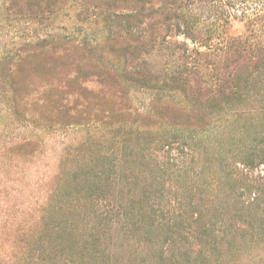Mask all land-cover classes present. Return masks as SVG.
Wrapping results in <instances>:
<instances>
[{"label": "rangeland", "instance_id": "1", "mask_svg": "<svg viewBox=\"0 0 264 264\" xmlns=\"http://www.w3.org/2000/svg\"><path fill=\"white\" fill-rule=\"evenodd\" d=\"M145 1L158 13L0 0V264H264V77L214 94L229 39L264 47V0H182L168 19ZM82 65L120 77L84 98Z\"/></svg>", "mask_w": 264, "mask_h": 264}, {"label": "trees", "instance_id": "2", "mask_svg": "<svg viewBox=\"0 0 264 264\" xmlns=\"http://www.w3.org/2000/svg\"><path fill=\"white\" fill-rule=\"evenodd\" d=\"M53 3H56L60 0H52ZM161 2V8L164 7L167 8L166 11V19L169 18L171 15H175L177 17L184 18L185 13L183 10H179V4H181L182 0H159ZM195 1V0H193ZM52 3V4H53ZM140 3V9L143 12H146L147 10H151L149 15L152 17V15L158 13L153 8V4L149 1L145 0H139ZM182 5V4H181ZM47 6H50V3L47 4ZM186 18V16H185ZM188 21L186 24H184V29L181 31L183 34H185L188 38H190L193 42H202L199 41L203 39V35L199 30L197 29L196 25L191 21L190 18L187 19ZM67 37V43L70 44L71 41L68 40ZM76 42V41H75ZM79 44H73L67 46V52L75 51L77 53L78 51H81L80 53H84V49L82 46L89 45L88 40H85L83 42H77ZM133 47L129 46L127 49H131ZM200 56H208L205 52H200ZM36 55L33 54H26L24 53L22 56L19 57V66L22 65V68H19V71L30 70L31 66L35 63L32 59ZM218 69L223 71V74H221V77H217V81L214 85L215 89V95H223V90H229V97H232L233 95H237L238 92L242 96L244 92L248 91V81L252 80L255 76L256 77H264V47H254L247 44L243 39L240 37H234L232 39H229L228 43L220 50V54L218 57ZM17 64V65H18ZM195 74L198 76L201 73V70L198 65H196L195 68ZM23 72V73H24ZM77 72L80 73V78H83V82L78 83V95L83 96L84 98H91L94 96L95 92L94 89L91 88L89 85L95 84L94 78H103L102 80L108 81L109 78L116 82L118 78L120 77L116 70L110 69L108 67H102V66H91V68L85 67L84 65L79 66L77 68ZM127 79L129 80H136L139 79H146L147 77H142V73L137 70H129L126 73ZM223 76V77H222ZM226 78H225V77ZM101 82V81H100ZM99 84V83H98ZM102 85V84H99ZM242 91V92H241ZM71 97H75V95H69V98H66V100H63V103H65V106L69 110L71 107L70 99ZM63 103L61 102V107H63ZM66 110V109H65Z\"/></svg>", "mask_w": 264, "mask_h": 264}]
</instances>
